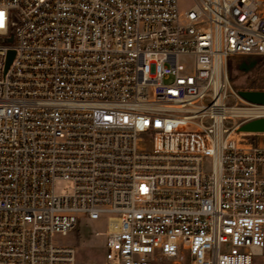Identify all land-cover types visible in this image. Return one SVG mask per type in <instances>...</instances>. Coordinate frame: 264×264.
<instances>
[{
	"label": "built area",
	"instance_id": "2783aa9c",
	"mask_svg": "<svg viewBox=\"0 0 264 264\" xmlns=\"http://www.w3.org/2000/svg\"><path fill=\"white\" fill-rule=\"evenodd\" d=\"M0 12V264H76L84 222L109 264H264V104L228 76L264 59V0Z\"/></svg>",
	"mask_w": 264,
	"mask_h": 264
},
{
	"label": "rangeland",
	"instance_id": "374dc122",
	"mask_svg": "<svg viewBox=\"0 0 264 264\" xmlns=\"http://www.w3.org/2000/svg\"><path fill=\"white\" fill-rule=\"evenodd\" d=\"M188 6L190 0H181ZM228 76L235 91H264V59L254 55H235L228 60ZM71 183L58 180L56 191L69 192ZM95 223H81L73 228L67 236L58 237L60 242L71 244L76 249V264H109L105 261L103 235L93 231ZM166 259L163 264H169Z\"/></svg>",
	"mask_w": 264,
	"mask_h": 264
},
{
	"label": "water",
	"instance_id": "95a60500",
	"mask_svg": "<svg viewBox=\"0 0 264 264\" xmlns=\"http://www.w3.org/2000/svg\"><path fill=\"white\" fill-rule=\"evenodd\" d=\"M13 54L12 51L9 53V57L11 58V55ZM10 58L8 61V65L10 63ZM7 65V66H8ZM239 94L246 100L257 103V104H264V91L259 90H241L239 91ZM241 131L244 132H263L264 131V117L258 118L252 121H249L245 124H243L240 127Z\"/></svg>",
	"mask_w": 264,
	"mask_h": 264
},
{
	"label": "snow or ice",
	"instance_id": "6c2138e0",
	"mask_svg": "<svg viewBox=\"0 0 264 264\" xmlns=\"http://www.w3.org/2000/svg\"><path fill=\"white\" fill-rule=\"evenodd\" d=\"M4 26V13L0 12V28Z\"/></svg>",
	"mask_w": 264,
	"mask_h": 264
},
{
	"label": "bare ground",
	"instance_id": "6f19581e",
	"mask_svg": "<svg viewBox=\"0 0 264 264\" xmlns=\"http://www.w3.org/2000/svg\"><path fill=\"white\" fill-rule=\"evenodd\" d=\"M233 88V87H232ZM234 89V88H233ZM261 108V107H260Z\"/></svg>",
	"mask_w": 264,
	"mask_h": 264
}]
</instances>
